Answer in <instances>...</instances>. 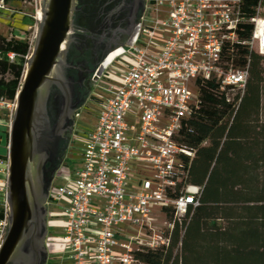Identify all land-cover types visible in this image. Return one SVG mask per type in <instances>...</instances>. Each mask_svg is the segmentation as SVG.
<instances>
[{"label":"built area","instance_id":"1","mask_svg":"<svg viewBox=\"0 0 264 264\" xmlns=\"http://www.w3.org/2000/svg\"><path fill=\"white\" fill-rule=\"evenodd\" d=\"M7 5L0 0V8ZM242 8V0H147L133 35L108 53L104 61L117 52L95 77L114 81L98 97L80 166L47 201L53 222L55 210L65 218L67 264H141L135 250L169 246L175 222L199 204L201 186L187 179L196 151L178 135L198 107L199 79L216 80L234 101L230 94L242 93L249 77L248 66L230 59L235 46L264 55V0L249 17ZM122 57L128 62L114 70ZM4 203L2 239L9 224Z\"/></svg>","mask_w":264,"mask_h":264},{"label":"trees","instance_id":"2","mask_svg":"<svg viewBox=\"0 0 264 264\" xmlns=\"http://www.w3.org/2000/svg\"><path fill=\"white\" fill-rule=\"evenodd\" d=\"M259 2L242 0L243 14ZM33 46L0 33V102H15ZM230 57L249 68L244 91L230 101L216 80L199 79L198 107L178 135L196 151L187 179L201 186L199 204L175 222L169 246L135 250L141 264H264V55L238 44ZM6 216L0 201V223Z\"/></svg>","mask_w":264,"mask_h":264},{"label":"water","instance_id":"3","mask_svg":"<svg viewBox=\"0 0 264 264\" xmlns=\"http://www.w3.org/2000/svg\"><path fill=\"white\" fill-rule=\"evenodd\" d=\"M41 9L38 35L16 96L9 132V224L0 243V264L46 261L42 257L47 232L43 204L46 170L64 145L66 123L85 103L76 102L77 81L70 73L74 65L68 58L76 33L77 0H43ZM110 51L91 76L100 72Z\"/></svg>","mask_w":264,"mask_h":264},{"label":"flooded vegetation","instance_id":"4","mask_svg":"<svg viewBox=\"0 0 264 264\" xmlns=\"http://www.w3.org/2000/svg\"><path fill=\"white\" fill-rule=\"evenodd\" d=\"M147 8V0H77L76 33L68 51V58L74 68L70 73L77 81L76 102L87 101L92 92L91 74L101 62L108 48L124 44L133 35L138 22ZM117 52L111 53L104 61L102 69L113 59ZM81 109V108H80ZM79 110V109H78ZM76 110L63 129L64 145L56 160L46 170L44 201L46 209L47 232L42 245V264L51 259L50 231L53 218L52 208L47 205L49 196L57 185L56 179L62 167L67 164L69 151L76 134ZM54 111V110H53ZM55 115V112L52 113ZM43 247L47 254H44ZM47 255V256H46Z\"/></svg>","mask_w":264,"mask_h":264},{"label":"rangeland","instance_id":"5","mask_svg":"<svg viewBox=\"0 0 264 264\" xmlns=\"http://www.w3.org/2000/svg\"><path fill=\"white\" fill-rule=\"evenodd\" d=\"M43 0H13L8 3L6 9L0 8V33L7 35L8 37L19 36L29 39V41H36L39 29V23L32 21V17L39 22L38 13L42 7ZM159 40V39H157ZM120 45H115L108 48V51L114 49ZM128 57H122L115 62L113 69L123 65L124 62H128ZM129 59V58H128ZM106 70V69H105ZM95 74L91 76L92 92L89 94L88 100L81 107V116L76 121V134L73 140V144L69 151L68 162L60 170V175L56 179L58 185H68L69 181L73 179L74 172L81 163V152L83 146V139L89 131H91L98 119V113L100 111V103L98 97H105L108 95L106 90L107 85L114 81L108 74L99 83ZM97 83L99 85H97ZM193 90L196 92L197 87L194 85ZM14 102H0V154L2 156H8L9 146V132L10 126L15 112ZM130 120V119H129ZM132 120L130 123L132 124ZM137 124V123H136ZM8 134V135H7ZM7 177H8V162L0 160V201H6L7 193ZM65 201H62L63 204ZM54 222L50 231L57 241L62 246V231L65 218L63 214L55 210ZM2 225H0V243L2 239ZM5 236V235H4ZM53 237V236H52ZM54 238V239H55ZM60 238V239H59ZM53 239V240H54ZM62 251V250H61Z\"/></svg>","mask_w":264,"mask_h":264},{"label":"crops","instance_id":"6","mask_svg":"<svg viewBox=\"0 0 264 264\" xmlns=\"http://www.w3.org/2000/svg\"><path fill=\"white\" fill-rule=\"evenodd\" d=\"M52 236L53 237L51 239V259L49 264H67L66 261L63 260V256L61 254L62 246L57 241V237L55 238L54 234Z\"/></svg>","mask_w":264,"mask_h":264},{"label":"bare ground","instance_id":"7","mask_svg":"<svg viewBox=\"0 0 264 264\" xmlns=\"http://www.w3.org/2000/svg\"><path fill=\"white\" fill-rule=\"evenodd\" d=\"M38 16H39V19H40L41 16H42V11L41 10L39 11Z\"/></svg>","mask_w":264,"mask_h":264}]
</instances>
